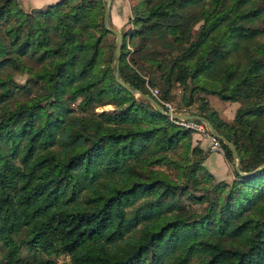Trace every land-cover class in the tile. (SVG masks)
<instances>
[{
	"label": "trees",
	"instance_id": "obj_1",
	"mask_svg": "<svg viewBox=\"0 0 264 264\" xmlns=\"http://www.w3.org/2000/svg\"><path fill=\"white\" fill-rule=\"evenodd\" d=\"M133 19L141 34L169 37L178 49L160 81L150 77L159 97L140 65L125 62V42L121 50L120 76L166 111L171 86L186 89L188 78L228 101L258 88L231 121L207 101L189 113L206 116L235 144L241 170L261 164L264 0H142ZM106 33L103 0H56L29 11L0 0V264H59L60 254L70 264H189L192 255L195 264H264V169L247 176L233 169L237 179L216 180L202 163L207 153L191 146L192 128L115 80L102 60ZM9 68L35 78L36 94L15 99L18 84L2 74ZM107 103L116 110H95ZM179 145L187 157L176 166L171 151ZM174 164L186 183L166 170ZM180 185L201 192L194 204L183 201ZM23 246L48 258H24Z\"/></svg>",
	"mask_w": 264,
	"mask_h": 264
},
{
	"label": "rangeland",
	"instance_id": "obj_2",
	"mask_svg": "<svg viewBox=\"0 0 264 264\" xmlns=\"http://www.w3.org/2000/svg\"><path fill=\"white\" fill-rule=\"evenodd\" d=\"M141 1L142 0H112L111 23L113 27H116L117 29L121 30L123 33L124 36L123 43L125 42V46H124L125 62L131 65L132 67H136L137 65H140L141 68L138 69V71L142 73V75L145 77L147 81L146 86L148 87V89L151 91L152 94L159 97L161 93L159 90L160 88L158 85L155 86L150 84V77L151 76L157 77L158 79V75L161 72L162 64L168 63L169 60L178 52V49H176L172 45V41L169 37H165L163 39H156V38L151 39L149 37H146V35L141 34L137 30L135 26V21L133 19V13H134L135 5H137ZM19 3L26 11L31 10V8L33 7L29 5L30 0H19ZM45 5L46 3H41V4H36L35 6L40 7ZM255 22L257 24H260L262 23V19H257ZM115 39H116L115 35L111 32L106 33V35L103 36L102 38V44L104 45V54L102 60L105 63L108 62V65L111 67V70H113V65H114V60L112 55H113ZM0 45L4 46V41L1 39V37H0ZM141 47H143V50H145L146 52L140 53L137 50L140 49ZM146 55H151L152 57H154L155 62H153V66L150 65V62L147 60ZM25 61L27 65L28 66L31 65L33 69H37L39 67V64L31 57H25ZM6 72L10 74L11 78L14 80V83L18 84V86L13 87V95L15 99L21 101L25 98H29L30 96L36 94L39 87V82H35L34 81L35 78L29 76L27 72H20L18 70H13L9 68L4 70L2 74H5ZM158 81H160V79H158L156 82L158 83ZM186 86L187 88L185 89L183 88V85L181 83L175 82L170 88V97H168L169 99L162 100L164 103L167 104V107L170 108L172 112L175 111L195 112L201 109V105L206 107L205 101H207L208 106L217 111V112L215 111L216 115L227 121L232 120L235 110L238 106L246 105L245 101L247 100V98L252 97L258 91V88L249 89L244 92L242 99H237L234 101L224 100L226 101L225 102L226 107H223L219 104L220 100L223 99H221L217 94L207 92L205 90H202L199 86H195L193 80H191L190 78L187 79ZM191 87H193L192 92L189 91ZM140 96L141 95L139 94H134V99L139 101ZM81 97L82 96L77 98L78 100L71 102L70 105L73 110L76 109L77 103L79 102V99H81ZM10 105L13 107L15 105V102H13L12 100ZM209 109L210 108H204V111L206 110L208 111ZM95 110L98 112L103 110L115 111L116 107L111 103H107L102 105H96ZM180 120L182 119L177 120V123L183 125V123H181ZM188 121H192L189 123L188 126H186L192 128L191 146L200 145L204 149L205 153H207V156H209V154L212 151H216L222 154L223 148L221 142L219 141L218 138L210 134L208 127L203 122L199 123L195 120H188ZM183 150L184 147L182 145H179L176 149L171 151L172 157L178 161V163H175L176 166H178L179 162L184 161V158L187 157L183 155ZM205 161L206 160L204 159L202 163L204 164ZM175 164L171 167H166V170L171 175L179 179V176L181 175L180 168H178L177 170ZM227 165L228 166L226 171L228 170V174L221 175L220 172H216V174H213L216 180L226 179L229 182H231L234 179L238 178L233 170L235 169L233 162L232 164L227 162ZM204 166L208 169L206 164H204ZM177 171H179V173H177ZM179 180L186 183L187 178L184 177L183 179L180 178ZM180 187H181V197L183 201H185V203L187 204L190 205L194 204L193 198H196L201 194L199 190L190 191L193 185H180ZM221 200H223V198H221ZM261 200H264L263 196H261ZM194 206L197 209H200V206L204 207L205 203H200V206L199 205H194ZM19 236L21 237L23 236L22 231L19 233ZM21 256L24 258H28L30 260H39V261L48 258L43 253L29 250L28 248H26V246H23L21 248ZM53 259L59 264H70L69 256L67 254H60L56 256L54 255ZM198 259H199L198 255H192V257L189 260V264H195Z\"/></svg>",
	"mask_w": 264,
	"mask_h": 264
},
{
	"label": "water",
	"instance_id": "obj_3",
	"mask_svg": "<svg viewBox=\"0 0 264 264\" xmlns=\"http://www.w3.org/2000/svg\"><path fill=\"white\" fill-rule=\"evenodd\" d=\"M111 2L112 0H103V25L106 30L113 33L116 37L115 43H114L113 55H112L113 60H114L112 73H113L115 80L125 89H127L129 92L143 96L148 101H150L151 104L156 109L171 116L174 119L197 120V121L203 122L208 127L210 134L220 139L224 144H226L229 147L231 154H232V162H233L234 168L240 175L242 176L252 175L256 173L257 171L264 169V161H263L255 169L251 171L241 170L240 156H239V153L237 151L235 144L232 141H230L226 136L221 134L206 116L199 114V113H189L185 111H175V112L166 111L163 105L157 99H155L153 95L141 91L139 88L125 81L120 76L119 63H120L121 49L123 45L124 36L121 30L111 25Z\"/></svg>",
	"mask_w": 264,
	"mask_h": 264
},
{
	"label": "crops",
	"instance_id": "obj_4",
	"mask_svg": "<svg viewBox=\"0 0 264 264\" xmlns=\"http://www.w3.org/2000/svg\"><path fill=\"white\" fill-rule=\"evenodd\" d=\"M56 0H30L29 5L35 6L36 4H41V3H51ZM228 101V100H227ZM226 101L220 100V105L223 107H226ZM222 108V107H221ZM205 163L208 169L213 173L216 174V172H220L221 175H227L228 170L227 169V162L223 157V154L218 153L216 151H212L209 156L205 158ZM217 176V175H216Z\"/></svg>",
	"mask_w": 264,
	"mask_h": 264
},
{
	"label": "built area",
	"instance_id": "obj_5",
	"mask_svg": "<svg viewBox=\"0 0 264 264\" xmlns=\"http://www.w3.org/2000/svg\"><path fill=\"white\" fill-rule=\"evenodd\" d=\"M153 95H154V94H153ZM163 104L166 106L167 111L172 112L171 109L167 107V104H166V103L163 102ZM185 121H187V122H185ZM180 122L183 123L184 126H188L189 123L192 122V121H188V120L182 119V120H180ZM181 125H182V124H181Z\"/></svg>",
	"mask_w": 264,
	"mask_h": 264
}]
</instances>
